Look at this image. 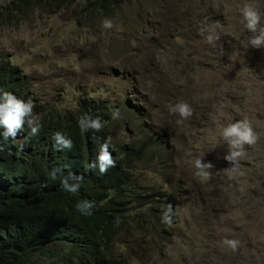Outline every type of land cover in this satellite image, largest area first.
I'll return each mask as SVG.
<instances>
[{
  "label": "rangeland",
  "instance_id": "obj_1",
  "mask_svg": "<svg viewBox=\"0 0 264 264\" xmlns=\"http://www.w3.org/2000/svg\"><path fill=\"white\" fill-rule=\"evenodd\" d=\"M82 5L0 21V62L22 73L37 103L33 121L74 113L86 99L110 110L126 130L121 140L142 149L140 192L170 209L162 231L145 226L116 244H137L148 264H264V45L251 44L264 29V0H126L104 18ZM246 7L259 14L255 32ZM178 103L191 116L171 112ZM239 121L256 140L232 164L222 132ZM197 160L212 163L207 175Z\"/></svg>",
  "mask_w": 264,
  "mask_h": 264
},
{
  "label": "trees",
  "instance_id": "obj_2",
  "mask_svg": "<svg viewBox=\"0 0 264 264\" xmlns=\"http://www.w3.org/2000/svg\"><path fill=\"white\" fill-rule=\"evenodd\" d=\"M75 1L90 18H104L126 0H12L0 6V21ZM5 92L31 103L34 118L37 103L22 73L2 61ZM124 131L110 110L84 99L74 113L49 110L14 137L0 135V264H148L137 244L121 246L145 226L162 231L170 202L140 192L134 169L142 149L122 141Z\"/></svg>",
  "mask_w": 264,
  "mask_h": 264
},
{
  "label": "clouds",
  "instance_id": "obj_3",
  "mask_svg": "<svg viewBox=\"0 0 264 264\" xmlns=\"http://www.w3.org/2000/svg\"><path fill=\"white\" fill-rule=\"evenodd\" d=\"M243 18L247 21V27L252 31H256V26L259 23V14L250 7H246L243 10ZM105 28H111V21L105 20ZM215 36H207V41L209 44L213 43ZM251 44L256 47L264 45V29H261L259 35L251 39ZM170 111L173 113H179L182 118H187L191 116L192 111L188 104L178 103L170 108ZM27 123L29 127L33 124L32 118V105L31 103H24L18 100L11 93H2L0 94V129L4 131L0 133L5 138L14 137L19 129ZM37 129L32 127V132L35 133ZM223 138L230 145V151L223 158L229 163L235 164L237 158L242 155L244 144H253L256 140V134L253 132L251 125L247 121H239L235 124H231L228 127L224 128L222 132ZM196 167L200 169L198 174L207 175L208 173L205 169L213 167L211 162H203L201 160L196 161ZM90 204L81 206L82 210L90 208ZM226 243H233L227 241Z\"/></svg>",
  "mask_w": 264,
  "mask_h": 264
},
{
  "label": "snow or ice",
  "instance_id": "obj_4",
  "mask_svg": "<svg viewBox=\"0 0 264 264\" xmlns=\"http://www.w3.org/2000/svg\"><path fill=\"white\" fill-rule=\"evenodd\" d=\"M105 159H107V157H105Z\"/></svg>",
  "mask_w": 264,
  "mask_h": 264
}]
</instances>
